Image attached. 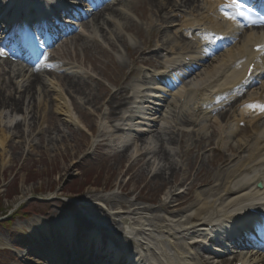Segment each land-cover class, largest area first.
Masks as SVG:
<instances>
[{
    "label": "bare ground",
    "instance_id": "obj_1",
    "mask_svg": "<svg viewBox=\"0 0 264 264\" xmlns=\"http://www.w3.org/2000/svg\"><path fill=\"white\" fill-rule=\"evenodd\" d=\"M69 1L74 2V0ZM229 4L231 3H223L221 0H178L174 4L168 2V0L165 2L151 0L150 11L153 12L155 20L151 21L149 25L154 27V22L159 23L161 26L167 24L168 19L164 18L165 12L168 16L171 14L169 20H173L174 17H180L181 22L173 25V31L170 30V33L168 32L169 34L167 35L172 40L177 39L178 41L179 39L185 40V38H190L191 42H188V44L191 45L192 43L193 46L196 45L197 49H199L201 44V54L200 52L197 53L196 48L189 51L192 47L187 46L186 48L182 45H179V49H175V47L169 48L170 50L164 49V52L169 51V53L163 56L165 58L164 68L159 72L157 71L159 76H162V80L170 82L169 78L163 77L164 72L167 68L174 67L175 65L180 64L179 67H181L185 64L180 70L187 72V76L179 83L177 89L171 90V92L174 90L171 93L174 96V100L171 103H166L168 99L164 98V96L162 97V93L160 92H155L153 95H151L152 93L144 95L146 90L143 91L141 85L138 84L135 86V90L139 92L130 98L135 100L132 105L128 106L126 104L125 101L128 99L126 97H124L121 104H117L118 97L124 96V93H127L126 89H124L121 92L114 93L111 99L101 106L107 110L109 108L110 113H113V118H116L120 114L116 113L117 110H121L123 106H128V108L126 107V113L131 116L130 120H128L129 123L115 126L113 128L115 135L109 134L108 137L116 138L115 141H117V146L120 148L117 153L118 155H123L124 158H126L128 151L133 147L131 157L134 158L136 166L142 162H146L147 156L153 155V159H156L153 161L155 163L150 161L147 163V167L150 166V169L154 171L152 178L160 180L164 184L168 183L169 177L174 179L176 176V159L170 151L172 143H174L172 134L176 127H180V132H187V135L198 139V142L193 141L192 143H189L190 140H187L188 146L182 147L183 150L188 148L187 151H191L192 148H195L199 152L205 148L203 143H208L211 146L212 141L218 146L211 159L207 161L209 162L208 168L204 165L199 166V171L195 175L196 179L191 183V188L187 189V193L163 205L162 209L163 212H166L167 217L156 215L152 219H149L148 217H143V214H152L154 212L153 209L124 205L122 209L125 207L129 208L125 211L117 212L114 221L110 220L117 227L118 224L115 222V219L122 218L125 215L137 216L138 220L136 221L134 219L125 220L126 227L123 233L127 232V234L132 235L137 232V237L143 239L144 236H153L150 229L153 227L156 228V231L170 237V250L167 248L162 249L166 245L161 244L156 250V254L161 252L160 262L159 260L157 261L158 264H176L175 260H178V264H202L197 259V256L201 254L199 251L201 250L200 246L198 247L194 244V249H198L195 251L196 256H192V253L185 256L182 249L183 242L190 241L189 244L191 245L196 243V240H202L203 235H207L206 231L209 230V226L214 229L212 232L218 231L219 223L217 222L230 217L233 214L232 212L239 210L238 207L243 205L242 207L244 208L250 204H254L257 207L259 203V194L262 192V189L258 188L257 190V183L262 181L264 184V110L261 108V106H264V50L255 52L254 48L264 49V34L254 33V30L246 31L236 41L234 46L220 55L217 54V51L215 52L218 47L213 44H210L206 48L202 47V43L205 42H202V40L212 42V38H216L219 35L228 38L236 37L239 33L234 25L227 27L233 19L228 18L230 13L225 12L224 9H230L231 13H235L232 8L228 7ZM35 5L36 2L34 1ZM20 6L23 7L22 5ZM25 9L27 15L23 21L16 24V27H22L24 29L23 37L29 40L28 24L30 21V7H26ZM80 11L75 13L76 16L83 17L86 14L83 18H90L84 26L88 24L92 25L93 28L97 26L107 32V30H111L109 25L111 24L115 29L117 39H122L123 32L129 31L128 21L122 25L116 19V16L119 15L118 12L125 15L124 11H116L113 4L108 3L103 8L98 7L96 10H93L95 11L94 14H91L90 9L85 10L84 12L86 13ZM226 13L228 14L227 16ZM42 16L44 17L45 14L43 13ZM119 17L121 18V16ZM220 19H224L227 22L223 21L222 23ZM139 33L141 32L139 31ZM211 33L216 35L211 38ZM94 34L96 38L99 36L98 32ZM173 36L175 37L172 38ZM85 39L89 38L85 37ZM162 47L164 46L161 45ZM226 47H228L227 44ZM186 57L191 59V63L186 64ZM205 58L207 60L203 65H198L199 63L202 64L201 60ZM51 59L53 60L54 57L51 56ZM5 65L8 66V63H5ZM198 66H200V69L193 70L191 73L189 72ZM252 66H254V70L248 78ZM31 71L29 72L22 68L17 70L18 76L16 81L21 78L23 80L21 85L13 83L10 78L8 80L3 79L0 83V123L5 126L4 130H0V149L3 151H6L10 144V137L6 132L14 130L17 135L19 134L18 138H23L24 131L21 127L25 126L30 116H32L30 121L34 118V114H32L30 108L32 102L34 104V102L40 99L36 87L39 84H45V80L39 72L42 71L52 76L56 74L50 71H43L42 67L33 68ZM180 73L182 74L183 72ZM189 73L190 75H188ZM7 74L3 73V76H7ZM59 77L61 78L60 83L67 88L68 93L72 92L84 95L85 100H87L86 103L89 104L88 106L101 111V108L98 107L97 97L92 95V90L88 89V86L83 82L85 78L80 79L78 76L67 74H61ZM154 83L153 85L155 86L156 82ZM256 85L258 87L255 89V93L232 102L235 94L244 92ZM54 86L59 91L56 92L58 105L54 111L58 123V116H64L67 124L79 127L81 121L74 113L73 101L69 102L67 94L61 89L60 84ZM161 87L168 89L166 86ZM20 89H22L21 93L23 95L16 96L12 94V91L16 93ZM34 90L36 95L32 94ZM26 102L28 103L25 106ZM163 105L164 108L166 107L163 110L164 114L161 117H156L159 107ZM225 105H229L230 109L227 112L221 111L218 113V117L222 121L218 122L219 119H217L214 125L215 129L210 135L209 127L204 124V121L208 122L212 118L211 116L215 114V111L222 109ZM134 110H138L139 112L136 120L132 121L133 114L136 113ZM20 112H22V117L19 116ZM191 112L197 115H192ZM54 118L55 116L52 113L46 115L49 127H52L53 130L57 129L61 131V126L55 128L57 121ZM156 118H160V120L158 121ZM179 120L181 123H179ZM244 122L246 123V127L250 128L249 131L240 128V124ZM133 134L137 138L133 136L131 140L130 136ZM149 134L151 135L148 136ZM199 138H202V140H199ZM153 140L154 143H152ZM21 143L19 141L17 145L11 147V149L16 151V155L20 154L18 149ZM168 146H170V149ZM174 146L177 145L174 144ZM30 148L34 149L35 147L31 146ZM57 150L56 148L55 151ZM227 153H231V156L230 154L226 155ZM187 155L188 153L186 157ZM190 167L194 168L193 165H190ZM179 171L185 172L183 167H179ZM213 171L217 173L214 174ZM189 174L188 170H186V176ZM168 175L169 177L167 178ZM189 177H185L182 182H178L176 185L173 184V187L179 184H186L185 182L189 180ZM199 183H208L209 187L193 192ZM111 203H114V200H111ZM80 217H82L81 214ZM160 227H163V229ZM101 229L104 230V228ZM198 231H202V236L196 235ZM139 243L140 246L137 248L138 254L136 258L137 260L146 262V255L142 254L146 252L143 251L146 246L141 242ZM191 252L194 251L191 250ZM241 255L242 252L238 253L235 264L240 261H243V264H264V254L262 253L258 252L255 255L251 253L246 258H243ZM154 258L158 259L159 257L154 256ZM92 260L89 259L88 261L92 262ZM103 261H107L106 264H112V262L106 259ZM209 261L202 260L204 264H225V261L221 260ZM97 262H99V259H94L93 263L98 264Z\"/></svg>",
    "mask_w": 264,
    "mask_h": 264
},
{
    "label": "rangeland",
    "instance_id": "obj_2",
    "mask_svg": "<svg viewBox=\"0 0 264 264\" xmlns=\"http://www.w3.org/2000/svg\"><path fill=\"white\" fill-rule=\"evenodd\" d=\"M177 1L168 0L173 4ZM150 4L151 0L115 3L116 11L125 12V15L118 12L116 19L122 25L128 21L129 25V31L123 32L122 39L116 38L115 29L111 24H109L111 30L107 32L88 24L80 26L81 29L77 33L79 35L69 41H62L55 46V52L52 51L54 61L51 62L56 64L57 70L78 76L80 79L85 78L83 82L92 90V95L97 97L101 111L88 106L84 95L68 93L67 88L60 83L61 75L52 76L39 72L45 84L36 87L40 99L34 104L32 102L30 109L34 114L33 120L30 121L32 117L30 116L25 126L21 127L24 131L23 138H18L19 134L17 135L14 130L6 132L10 137V144L6 151L0 149V264H47V257L50 260L61 261L63 253L61 245L58 246L56 241L58 234L54 231V224L62 218L72 220L75 228L92 227L84 222L80 214L96 226L104 225V222L111 220L110 211L111 214L120 211L123 205L134 202L137 198L139 199L135 203L136 207L155 210L153 215L143 216H152L151 219L156 215L167 217L166 212H162L163 205L174 199L170 198L171 196L175 197L180 193L179 188L184 191L191 188L200 165L208 168L207 161L212 157L211 151L216 147L215 142L212 141L211 146L203 143L205 148L199 152L195 148L191 151H187L188 148L183 150L182 147L188 146L187 140L192 143L198 142V139L178 131L179 128L172 134L174 143L171 149L168 146L176 159V176L173 179L168 175L167 184L152 178L154 171L150 166L147 167V163L156 160L153 159V155L147 156L146 162L136 166L134 158L131 157L133 148L131 145L132 148H129L126 158L118 155V150L109 149L105 145L97 149L95 147L101 135L112 131L120 124L122 118L126 119L128 116L124 110L126 106L119 109L120 111L117 110L116 113L120 114L113 118L110 109L102 108V104L109 101L114 93L126 89L127 93L118 97L117 104H121L126 97L128 98L126 104L132 105L135 101L130 98L137 92L135 86L140 82L147 84L156 68H160L159 62L162 63L164 55H150L158 52L161 45L164 46L163 52L164 49L170 50L172 47L178 49L179 45L192 47L186 39L172 40L167 35L175 22H181V18L174 17L173 20H169L171 14L168 16L165 12L164 18L168 19L169 24L161 26L154 22V27L149 25L155 20L153 12L150 11ZM97 32L99 36L96 38L94 33ZM105 83H108V86ZM57 84H60L61 89L67 94L69 102L73 101L74 113L81 121L79 127L67 124L64 116H58V123L54 113L58 105L56 92L59 91L54 86ZM34 92L35 90L32 94ZM50 113L57 121L55 128L61 126V131L49 127L46 115ZM19 116L22 117V112ZM213 121L214 119L208 121L210 135L215 129ZM1 129L4 130L5 126L0 123ZM19 141L22 142L20 150L18 149L20 154L16 155V151L11 147L17 145ZM31 146L35 148L31 149ZM179 167H183L185 172L179 171ZM186 170L190 173L187 176ZM213 173L216 174V171ZM188 176L190 177L186 184L173 187V184L182 182ZM207 184L199 183L193 192L209 187ZM47 193H52L54 197L60 199L46 202L43 199ZM68 198L75 201L69 204ZM113 199L114 203H111ZM21 204L20 212L8 219V224L5 225L3 220L6 214H11ZM26 212H29L30 216L21 217ZM32 213L38 215L33 217ZM127 219L136 220L137 217L124 216L117 220ZM122 223L119 229H122ZM118 228L109 230L117 232ZM154 235L162 236L156 233ZM56 254L58 256H55Z\"/></svg>",
    "mask_w": 264,
    "mask_h": 264
},
{
    "label": "snow or ice",
    "instance_id": "obj_3",
    "mask_svg": "<svg viewBox=\"0 0 264 264\" xmlns=\"http://www.w3.org/2000/svg\"><path fill=\"white\" fill-rule=\"evenodd\" d=\"M228 7L230 8H235L237 10V14L238 15H241L243 16L244 13L243 12H240L239 9H240V4L238 3V0H232V3L228 5ZM228 14L226 13V16ZM229 19H233L234 17L232 16H228ZM258 50H264V49H258ZM3 49H0V55H3ZM262 110H264V106H261Z\"/></svg>",
    "mask_w": 264,
    "mask_h": 264
}]
</instances>
